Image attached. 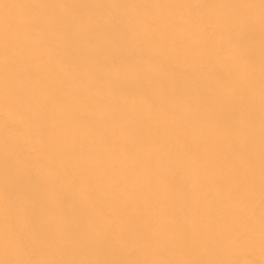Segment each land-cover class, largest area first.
I'll use <instances>...</instances> for the list:
<instances>
[{
	"label": "bare ground",
	"instance_id": "1",
	"mask_svg": "<svg viewBox=\"0 0 264 264\" xmlns=\"http://www.w3.org/2000/svg\"><path fill=\"white\" fill-rule=\"evenodd\" d=\"M0 264H264V0H0Z\"/></svg>",
	"mask_w": 264,
	"mask_h": 264
}]
</instances>
